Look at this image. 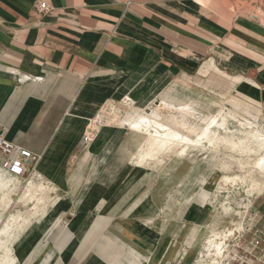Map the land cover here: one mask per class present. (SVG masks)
<instances>
[{
	"label": "crops",
	"instance_id": "0c3cea01",
	"mask_svg": "<svg viewBox=\"0 0 264 264\" xmlns=\"http://www.w3.org/2000/svg\"><path fill=\"white\" fill-rule=\"evenodd\" d=\"M195 74H216L230 105L262 121L264 0H0V129L39 156L32 175L11 178L0 155V229L10 215L27 221L0 238V264L7 249L14 264H178L202 208L188 184L138 163L143 134L125 124L83 136L109 105L190 110ZM255 203L250 230L264 243Z\"/></svg>",
	"mask_w": 264,
	"mask_h": 264
},
{
	"label": "rangeland",
	"instance_id": "374dc122",
	"mask_svg": "<svg viewBox=\"0 0 264 264\" xmlns=\"http://www.w3.org/2000/svg\"><path fill=\"white\" fill-rule=\"evenodd\" d=\"M195 76L197 79L199 78V80L194 78L191 80L189 79L190 82H188L192 88L188 87V89H183V93L188 90V92H192L193 94V100H189L191 109H185L190 111V113L192 112V117L191 115L185 116L179 112L180 105L178 102H169L173 103L172 105L162 104L156 107V109L153 108L154 110L152 109L149 113H159L167 121L173 118L180 119L189 125L200 128L202 127L200 124V119L202 117L214 115L221 107H224L223 113L228 117L227 129L229 133L232 132L235 137L241 140L247 137V133H253L255 131L264 133V116L255 115L260 117L262 121L249 120V117L245 118L247 117L245 113L243 114L242 112L241 114L234 106L230 105L233 96L229 94L228 89L226 90L224 88L225 85L218 79L216 74H195ZM179 94L177 95L178 98L181 96ZM253 111L257 110L253 109ZM102 112L105 118H108L105 120V124H110L112 126L119 125L120 127L124 124L128 126L129 122L134 119L137 114L142 113L134 109L129 111L120 104L109 105L103 108ZM190 118H192L191 121L188 120ZM242 124H244V126H242ZM104 129L105 126L103 124L102 128L99 129L98 135ZM227 133L228 132L220 130L221 137H227ZM145 137L144 135H140L141 141ZM252 147L256 148L255 145H252ZM174 152L175 150L173 152H161L158 156L152 157L154 160H152V162L155 164L161 163V170H157L160 171L161 177L169 173L173 176H177V180L175 181L177 182L178 190L188 184V192H192V202L194 203V205L193 203L192 205L194 207H202L200 210H194V214L196 215L198 211H201V213L199 221H195L194 223V231L192 233L193 246L188 250L183 248L179 252L178 264H186L192 260V264H209L206 261L199 262L202 256L200 253L202 251L200 243L209 231L220 232L223 230L227 231V229L228 232H231V235L225 239V247L222 255L216 257L215 252L210 249V255L217 259L216 264H264V243L261 242L260 236H258L259 234L250 230V227L255 221V215L253 214L255 202L264 201V191L259 194L255 192L257 190L251 192L249 177H243L248 174L245 173L248 169L239 170L236 167H230L228 170L223 169V166H231L234 162H237L238 159L243 162H251L254 161V157H247L245 153L242 152L240 144H236V142L234 145H223V147H219L217 151L202 153L199 150L193 149L183 157H177ZM148 161L149 160H147V162ZM149 163L146 165L149 166ZM190 166L191 170L189 168ZM237 175L242 176L244 180L242 178L240 182L236 181L235 183H225L222 180L224 176L233 177ZM3 176L0 170L1 187L9 184V180L5 181ZM186 177L188 178L187 180ZM147 180L149 181L150 179ZM258 180L260 181L258 187H261L264 178L258 177ZM149 182H152V178ZM33 188V185H28L24 192V197H27ZM215 199H219L220 203H227L228 207L232 210H238L240 213L239 215H241L240 217L243 218L241 220L243 226L242 230H236L235 226L229 223L228 217ZM39 206L40 204L37 203L35 205L36 209L39 208ZM239 215L232 218L234 223L239 221ZM154 219L155 221L152 222V224H157L159 218ZM23 220L26 219L21 218L20 215H10L2 226L6 224L11 230L15 224L20 226ZM150 224L151 223H146V225ZM184 236L185 234L181 233L178 242L182 241ZM204 252L205 251H203V253Z\"/></svg>",
	"mask_w": 264,
	"mask_h": 264
},
{
	"label": "bare ground",
	"instance_id": "6f19581e",
	"mask_svg": "<svg viewBox=\"0 0 264 264\" xmlns=\"http://www.w3.org/2000/svg\"><path fill=\"white\" fill-rule=\"evenodd\" d=\"M223 108L221 107L214 115L202 117L200 119L202 127L200 128L189 125L183 120L176 118L167 121L161 114L156 112H151L149 114L142 112L137 114L134 119L129 122L128 127L130 130L146 136L139 148L140 151L137 155L139 160L138 163L143 164L147 162V160L152 161V157H156L158 154L165 151L173 152L175 150L174 153L177 157H183L193 149L199 150L202 153L217 151L219 147H223V145H234L236 142V144H240L242 152H244L247 157H254V161L243 162L238 159V161L234 162L231 166H223V169L228 170L230 167H236L239 170L248 169V171L245 172L248 174L243 177H249L251 192L255 190H257L255 192H258V194L263 192L264 181L261 183V187H258L260 184L258 177L264 178V133L261 131L247 133V137L241 140L235 137V135L232 132L229 133L227 129L228 117L224 115ZM179 112L185 116L191 115L192 117L193 115L192 112L190 113V111L185 109H179ZM103 124L105 123L102 122L98 125V132L95 138L98 136L99 129L102 128ZM242 126H244V124H242ZM220 130L228 132V135H226L227 137H221ZM252 145H255L256 148H253ZM243 177L240 175L233 177L224 176L222 180L225 183H235L236 181L240 182V179ZM4 187H8V185L6 184ZM215 201H218L220 208H222L223 212L228 217L229 223L235 226L236 230H242L243 226L241 220L243 218L240 217L241 215H239L240 213L238 210H232L228 207L227 203H220L219 199H215ZM236 215H239L240 219L238 222L234 223L232 218ZM26 222V220H23L20 227L24 226ZM9 231L8 225L5 224L2 226L0 229V238L8 235ZM229 235H231V232H228V229L227 231L223 230L220 232L209 231L200 243L202 247L200 253L202 256L199 262L206 261L209 264H216L217 259L210 255V249L215 252L216 257H220L225 247V239ZM15 237V235H12V241H14ZM203 251L205 252L203 253ZM1 264H14V258L9 249H7L5 258L2 260Z\"/></svg>",
	"mask_w": 264,
	"mask_h": 264
},
{
	"label": "built area",
	"instance_id": "2783aa9c",
	"mask_svg": "<svg viewBox=\"0 0 264 264\" xmlns=\"http://www.w3.org/2000/svg\"><path fill=\"white\" fill-rule=\"evenodd\" d=\"M36 6L43 12L50 10V6L44 2H40ZM106 119L108 118H105L102 110H100L96 117L87 126V130L83 136V143L85 145L93 142L98 132V125L102 122L105 123ZM0 155L4 157L3 166L6 173L11 178H20L32 175L34 173V166L39 161L38 155H35L32 152L7 140L2 129H0ZM28 164H31V167L28 168Z\"/></svg>",
	"mask_w": 264,
	"mask_h": 264
}]
</instances>
